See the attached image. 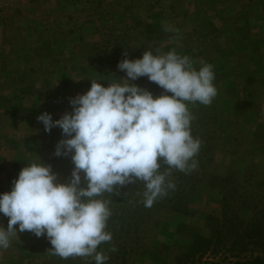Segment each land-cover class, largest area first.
<instances>
[{
    "label": "rangeland",
    "instance_id": "obj_1",
    "mask_svg": "<svg viewBox=\"0 0 264 264\" xmlns=\"http://www.w3.org/2000/svg\"><path fill=\"white\" fill-rule=\"evenodd\" d=\"M173 49L215 73L212 104H188L191 135L201 141L198 166L171 170L168 179L184 200L143 205L149 218H130L144 200L140 181L98 197L110 201L112 240L97 252L109 257L106 264L264 259V0H0V194L40 159L58 182L70 180V155H54L65 137L59 128L46 132L40 114L56 120L71 112L70 98L85 94L91 81L122 83L123 59ZM130 83L165 94L147 77ZM0 226H8L2 214ZM50 250L46 236L18 231L0 249V264H96Z\"/></svg>",
    "mask_w": 264,
    "mask_h": 264
},
{
    "label": "clouds",
    "instance_id": "obj_2",
    "mask_svg": "<svg viewBox=\"0 0 264 264\" xmlns=\"http://www.w3.org/2000/svg\"><path fill=\"white\" fill-rule=\"evenodd\" d=\"M117 67L126 73L122 83L105 87L91 81L85 94L70 98L71 112L56 120L47 112L37 117L46 132L61 129L65 138L54 155H70L74 168L67 183L58 182L41 159L19 172L11 191L0 194V214L8 218L7 229L0 226V249L9 248L18 231H28L46 236L50 251L61 258L93 257L96 264H106L109 257L97 248L112 240L106 231L110 201L98 197L140 181L144 206L151 207L175 189L168 179L171 170L197 168L201 141L191 135L194 117L188 104L209 106L218 95L212 65L197 69L189 56L173 49L146 50L142 58L123 59ZM141 77L165 94L154 97L130 83Z\"/></svg>",
    "mask_w": 264,
    "mask_h": 264
},
{
    "label": "trees",
    "instance_id": "obj_3",
    "mask_svg": "<svg viewBox=\"0 0 264 264\" xmlns=\"http://www.w3.org/2000/svg\"><path fill=\"white\" fill-rule=\"evenodd\" d=\"M175 191H178V188H175L174 190H169L168 193H167V195H165L163 197L157 198V203L154 206V208H156V209L163 208V207L167 208L166 205H164L163 203L166 202V201H168V202H174V200H176V202L174 203L175 206L180 205V203L184 200V198H182L181 196H178L179 194H177ZM178 198H180V200L177 202V199ZM185 201H189V200L187 199ZM183 204H184L183 207H185V210H189L188 207H187V205L185 203H183ZM143 205H144V203H140V205H137L136 206V209L132 212L133 215L130 217L131 219H134L135 218L134 215H137L138 216L137 219H140V218L141 219H144L145 216H148L145 213V209H144ZM139 207H141V210H139ZM172 209H174V208L172 207ZM180 211L181 210L178 209L176 212L179 213ZM149 216H151V215H149ZM149 216H148V218H149ZM133 228L135 229V227H133ZM123 229H124V227L121 226V230H123ZM136 230L137 229H135L134 231H136ZM120 245L123 248V245L122 244H120ZM206 264H218V263L211 262V263H206ZM231 264H264V259L258 257L256 259H254L252 262L244 263L242 261H236V262L231 263Z\"/></svg>",
    "mask_w": 264,
    "mask_h": 264
}]
</instances>
